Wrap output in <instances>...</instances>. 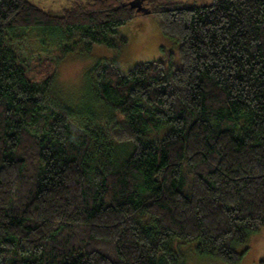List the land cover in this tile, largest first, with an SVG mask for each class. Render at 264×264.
Wrapping results in <instances>:
<instances>
[{
	"label": "trees",
	"instance_id": "trees-1",
	"mask_svg": "<svg viewBox=\"0 0 264 264\" xmlns=\"http://www.w3.org/2000/svg\"><path fill=\"white\" fill-rule=\"evenodd\" d=\"M184 1L0 0V264H181L176 242L237 264L264 227V0ZM139 14L175 51L98 63L77 106L51 91L54 60L120 50ZM16 30L56 47L37 77Z\"/></svg>",
	"mask_w": 264,
	"mask_h": 264
},
{
	"label": "rangeland",
	"instance_id": "rangeland-1",
	"mask_svg": "<svg viewBox=\"0 0 264 264\" xmlns=\"http://www.w3.org/2000/svg\"><path fill=\"white\" fill-rule=\"evenodd\" d=\"M31 2L56 16L61 15L62 11L71 5V0ZM184 2L187 5H208L211 0ZM42 35L41 30H16L8 37L10 45L17 50L22 64L36 77L38 65L46 67V59H54L56 55L55 46H41ZM118 35L127 39L126 46L120 50L95 46L88 54L68 53L63 59L54 60L51 65L54 74L51 91L68 105L77 106L87 97V73L98 63L113 62L122 72H127L139 63L162 60L167 52L176 49V43L161 33L159 20L154 15L139 14L130 25L120 28ZM48 37L51 42L55 41L50 36L45 38ZM64 42L69 43L66 40ZM196 244V242L174 244L181 264H224L212 257H199L195 252ZM235 249L237 253L242 254L237 264H260L264 259V227Z\"/></svg>",
	"mask_w": 264,
	"mask_h": 264
}]
</instances>
